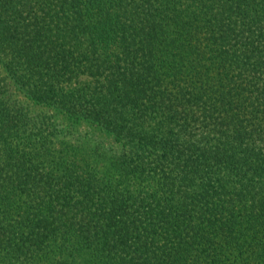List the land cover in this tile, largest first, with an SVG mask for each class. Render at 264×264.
Segmentation results:
<instances>
[{
    "label": "trees",
    "instance_id": "obj_1",
    "mask_svg": "<svg viewBox=\"0 0 264 264\" xmlns=\"http://www.w3.org/2000/svg\"><path fill=\"white\" fill-rule=\"evenodd\" d=\"M0 264H264V0H0Z\"/></svg>",
    "mask_w": 264,
    "mask_h": 264
}]
</instances>
